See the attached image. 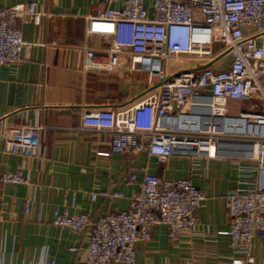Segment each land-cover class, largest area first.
Listing matches in <instances>:
<instances>
[{
  "label": "built area",
  "instance_id": "1",
  "mask_svg": "<svg viewBox=\"0 0 264 264\" xmlns=\"http://www.w3.org/2000/svg\"><path fill=\"white\" fill-rule=\"evenodd\" d=\"M87 19L85 33L112 36L104 50L85 49L84 67L112 68L125 50L131 66L145 69L158 88L119 108L85 111L82 123L109 134L107 150L145 149L159 160L171 154L228 157L237 164L236 183L224 195L230 223L224 233L235 253H248L255 235L264 237V0H103L109 4ZM35 2L0 7V62L20 60L35 42L22 38L17 19L28 14L35 24L41 15ZM215 41L221 43L214 52ZM230 56L225 67L204 63L167 73V55L198 58ZM257 95L259 109L228 110L227 101ZM41 123L7 126L3 149L23 156H41ZM131 170L126 179L136 180ZM20 171L0 170V182H25ZM113 198L119 192L106 193ZM94 199L96 192H91ZM205 192L188 178L163 180L146 171L128 207L91 220L54 206L52 222L81 231L89 228L83 264H134V244L147 239L155 224L175 239L189 233ZM30 209V197L23 210ZM71 249H75L74 246ZM44 264H55L47 258ZM228 264H253V259L230 257Z\"/></svg>",
  "mask_w": 264,
  "mask_h": 264
},
{
  "label": "crops",
  "instance_id": "2",
  "mask_svg": "<svg viewBox=\"0 0 264 264\" xmlns=\"http://www.w3.org/2000/svg\"><path fill=\"white\" fill-rule=\"evenodd\" d=\"M30 2L45 12L39 24L28 14L16 23L22 38L35 43L23 51L20 60L0 62V170L20 171L26 179L0 182V264H44L47 258L55 264H83L89 228L75 231L54 224V206L65 205L69 212L86 213L91 220L126 208L140 187L143 168L163 180L188 178L206 198L197 209L191 232L170 239L165 225L158 223L147 239L136 241L134 264H228L232 256L264 264L263 236L252 237L248 253H235L229 235L223 232L230 223L224 195L237 177L233 159L171 154L159 160L145 149L99 154L108 149V131L84 125L82 114L129 105L158 88L157 80L147 79L145 69L130 65L128 50L112 68L83 65L86 48L104 50L112 42L111 35L86 34L87 19L120 2L0 0V7ZM224 55L169 54L162 64L167 73L204 63L225 67L230 56L226 53L220 62ZM246 100L241 105L240 99L229 98L228 110L259 109L257 95ZM29 123L42 124V155L5 151L4 129ZM131 170L137 174L133 182L126 179ZM91 192H96L94 199ZM111 192L119 194L109 198L106 193ZM25 196L30 197L28 212L23 210Z\"/></svg>",
  "mask_w": 264,
  "mask_h": 264
},
{
  "label": "rangeland",
  "instance_id": "3",
  "mask_svg": "<svg viewBox=\"0 0 264 264\" xmlns=\"http://www.w3.org/2000/svg\"><path fill=\"white\" fill-rule=\"evenodd\" d=\"M220 46H221V43L219 42V41H215L214 43H213V45H212V50L213 51H215V50H217L218 48H220ZM226 54L222 57V59L221 60H219L220 62L222 61V60H224V58H226ZM240 102H241V105H243L244 103H246L247 102V100L246 99H242V100H240ZM244 107H246L245 105H244Z\"/></svg>",
  "mask_w": 264,
  "mask_h": 264
}]
</instances>
